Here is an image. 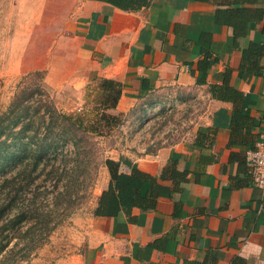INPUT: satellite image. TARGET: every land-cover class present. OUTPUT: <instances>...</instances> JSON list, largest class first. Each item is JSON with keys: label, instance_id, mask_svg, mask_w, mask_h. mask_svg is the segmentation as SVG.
<instances>
[{"label": "crops", "instance_id": "obj_1", "mask_svg": "<svg viewBox=\"0 0 264 264\" xmlns=\"http://www.w3.org/2000/svg\"><path fill=\"white\" fill-rule=\"evenodd\" d=\"M51 5L70 45L51 86L120 83L114 113L174 87H198L211 105L188 139L124 158L151 177L145 202L94 215L77 264H264V192L247 165L264 133V0H38L33 21Z\"/></svg>", "mask_w": 264, "mask_h": 264}, {"label": "rangeland", "instance_id": "obj_2", "mask_svg": "<svg viewBox=\"0 0 264 264\" xmlns=\"http://www.w3.org/2000/svg\"><path fill=\"white\" fill-rule=\"evenodd\" d=\"M37 2L0 0V165L9 162L0 173V211L8 206L0 214V264H77L91 244L106 160L183 142L211 105L198 87L167 88L125 113L109 109L117 122H102L99 134L72 126L63 114L85 115L86 126L97 119L99 81L49 84L70 45L60 42L52 5L33 21Z\"/></svg>", "mask_w": 264, "mask_h": 264}, {"label": "trees", "instance_id": "obj_3", "mask_svg": "<svg viewBox=\"0 0 264 264\" xmlns=\"http://www.w3.org/2000/svg\"><path fill=\"white\" fill-rule=\"evenodd\" d=\"M97 91L100 95V101L99 105L95 109L98 117L93 124L86 126L84 122L85 115L78 114L76 117H67L64 114L62 115V117L67 119L72 124V126L82 130L84 133L99 134L101 128L100 125L102 122H114V124L117 122L116 117L110 116L107 114V111L117 107L122 94L121 84L112 80H101L99 81ZM47 148L48 146L42 147V149ZM37 153V150L36 152H33V157ZM37 157L38 156H36V158ZM121 160H123L125 164L132 167V173L130 175L120 173V162L116 163L110 159L106 160L105 164L110 171L111 182L109 184L108 190L104 191L99 198L98 206L95 210L96 216H116L121 208H130L136 205L141 206L145 202L143 200L145 199L146 193H143V191L146 187L145 184L151 181V177L141 172L136 166H132L128 160H124L122 158ZM7 165H9L8 161L5 165H0V173L4 172V169ZM7 207L1 209V215L5 212Z\"/></svg>", "mask_w": 264, "mask_h": 264}, {"label": "built area", "instance_id": "obj_4", "mask_svg": "<svg viewBox=\"0 0 264 264\" xmlns=\"http://www.w3.org/2000/svg\"><path fill=\"white\" fill-rule=\"evenodd\" d=\"M247 165L255 187L264 192V133L256 147L247 153Z\"/></svg>", "mask_w": 264, "mask_h": 264}]
</instances>
